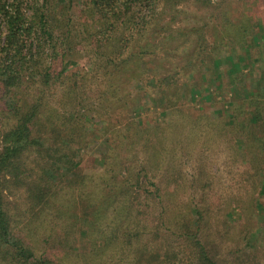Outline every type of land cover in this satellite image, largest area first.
Instances as JSON below:
<instances>
[{"label":"trees","instance_id":"1","mask_svg":"<svg viewBox=\"0 0 264 264\" xmlns=\"http://www.w3.org/2000/svg\"><path fill=\"white\" fill-rule=\"evenodd\" d=\"M212 2L0 0V264H241L264 242V68L233 54L259 20L177 22ZM213 145L250 177L221 214Z\"/></svg>","mask_w":264,"mask_h":264},{"label":"rangeland","instance_id":"2","mask_svg":"<svg viewBox=\"0 0 264 264\" xmlns=\"http://www.w3.org/2000/svg\"><path fill=\"white\" fill-rule=\"evenodd\" d=\"M212 3L214 7L209 6L203 9L196 8L194 5L188 3L184 7L185 10H183L185 14H182L181 17H178L177 22H182V19L184 22L208 21V24H210L211 27H216L217 16H220V11H227L231 13L233 19H246L250 17L248 14L253 15L255 12H257L256 20L259 21H257L256 25L254 26V34L252 35L255 36V41L257 40L258 42L256 43L257 45L252 46L248 51H246V49H240L241 51L239 52V49H237V51L233 54L236 55L240 53L242 55L240 70H243L244 73L250 71L258 73L259 71H262L264 68V46L261 47L260 45V47H258V44L260 43L264 45V0H213ZM208 36L211 37L210 32L208 33ZM231 51V48H229V53ZM87 65V59H83L78 61L75 66L86 67ZM142 105L143 104L141 103L140 106ZM148 105L152 106L151 103ZM223 107L228 109V104L226 101H224ZM145 115L146 113L141 111L138 114L136 113L135 116L137 118H141ZM106 138L107 137L103 139L101 138L91 143L89 148L86 149L87 152H91V154L95 155V157L100 158L106 149ZM202 155L204 156L202 161L204 164V169L206 172L212 173V175L214 174L212 187L221 191V196H223V199L219 201V207H214V213L221 214L224 211L225 204L227 202L230 203L240 196L245 197L247 195L246 193L249 192L250 177L248 169L246 168L242 159L238 158L237 160L233 158L234 155L226 145H213L212 147L203 150ZM182 167L190 179H192L190 175L195 174L196 172L198 173L193 158L191 160L188 159L184 161ZM261 205L264 206V200L262 201ZM263 209L264 208H261V214L257 213L258 215H252V217L249 219L250 223H258L263 227V224L261 223L264 221V218L260 217L262 216ZM260 242L261 239L258 241V243L253 241L252 245L243 246V244H241L238 252L235 253L234 256L237 257L240 255L241 264H264V242ZM175 251L178 254L175 258L174 264L189 263L190 260L183 248H176Z\"/></svg>","mask_w":264,"mask_h":264}]
</instances>
